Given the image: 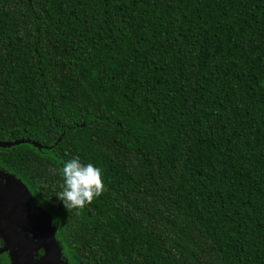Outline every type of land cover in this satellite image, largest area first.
I'll list each match as a JSON object with an SVG mask.
<instances>
[{"label":"trees","instance_id":"16d2710c","mask_svg":"<svg viewBox=\"0 0 264 264\" xmlns=\"http://www.w3.org/2000/svg\"><path fill=\"white\" fill-rule=\"evenodd\" d=\"M0 145L62 264H264V0H0Z\"/></svg>","mask_w":264,"mask_h":264},{"label":"flooded vegetation","instance_id":"af4514ba","mask_svg":"<svg viewBox=\"0 0 264 264\" xmlns=\"http://www.w3.org/2000/svg\"><path fill=\"white\" fill-rule=\"evenodd\" d=\"M13 175V173L0 168V250L8 246L6 234L12 240L21 241L27 231V225H23V220L10 212V207L14 203L20 204L23 202L22 196L24 195L20 192L22 190L21 186L16 185V180ZM34 213L31 212V208L25 213L27 219L32 224L36 222V218H34L36 215ZM40 238L41 234L34 229H31L28 233V241L32 244H36ZM47 253L48 249L41 246L39 248H33L30 257L27 248L15 246L0 254L1 257L5 256L3 260L0 259V264H27L30 258L33 264H42L41 261H44Z\"/></svg>","mask_w":264,"mask_h":264},{"label":"clouds","instance_id":"9594fccd","mask_svg":"<svg viewBox=\"0 0 264 264\" xmlns=\"http://www.w3.org/2000/svg\"><path fill=\"white\" fill-rule=\"evenodd\" d=\"M60 175L63 182L56 198L68 212L77 209V214H80L86 205L93 203L94 198L107 191L101 169L91 163H82L79 157L65 162L60 168Z\"/></svg>","mask_w":264,"mask_h":264},{"label":"water","instance_id":"95a60500","mask_svg":"<svg viewBox=\"0 0 264 264\" xmlns=\"http://www.w3.org/2000/svg\"><path fill=\"white\" fill-rule=\"evenodd\" d=\"M18 144V142H16ZM1 146V145H0ZM5 146V145H3ZM22 190H20L21 193H23V202L20 204L14 203L12 207H10V212L14 216H18L21 220H23V225H27V231L23 235V239L21 241H15L12 240L9 235L6 234L7 236V241H8V246L2 250H0V254L10 250L11 248L15 246L27 248L29 250V254L31 257L33 248H39L41 246L45 247L48 249V253L46 257L44 258V261L42 260V264H62L60 261V249L59 245L55 239V228L51 227V223L47 216L45 215H38L36 205L34 203V200L30 197L28 191L21 187ZM28 201V204H27ZM31 212L34 213L36 216V222L32 224L26 217V211L30 210ZM31 229H34L38 231L41 234V238L38 240L36 244H32L30 241H28V233L31 231ZM27 264H33V262L30 260L28 261Z\"/></svg>","mask_w":264,"mask_h":264}]
</instances>
